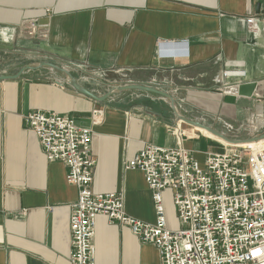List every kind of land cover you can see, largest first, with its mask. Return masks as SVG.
<instances>
[{"label": "crops", "instance_id": "1", "mask_svg": "<svg viewBox=\"0 0 264 264\" xmlns=\"http://www.w3.org/2000/svg\"><path fill=\"white\" fill-rule=\"evenodd\" d=\"M257 4L264 0H0V61L7 59L0 76L50 64L98 98L113 88L145 86L171 97L192 122L231 140L252 139L264 135V14L255 13ZM249 17L255 30L244 22ZM160 44L176 54L162 55ZM245 82L257 83L256 99L222 93ZM35 111L90 129L91 190L121 194L125 213L147 223L155 219L151 192L126 163L147 144L181 146L200 165L224 150L154 93L124 91L95 102L47 67L0 80V264H69L77 189L26 129L23 117ZM162 196L167 226L176 230L171 191ZM93 245L95 264H160L152 244L102 216Z\"/></svg>", "mask_w": 264, "mask_h": 264}, {"label": "built area", "instance_id": "2", "mask_svg": "<svg viewBox=\"0 0 264 264\" xmlns=\"http://www.w3.org/2000/svg\"><path fill=\"white\" fill-rule=\"evenodd\" d=\"M244 22L255 30L254 17ZM35 30L31 23L29 35ZM165 46L171 47L160 44L162 55L176 54ZM181 51L186 53L185 48ZM23 123L37 138L45 159L62 163L66 181L77 189V201L70 206L69 264H95L97 216L109 225L128 228L141 243L152 244L160 264H264V138L252 147L223 143L224 150L208 154L203 165L181 146L145 145L125 170L141 172L151 192L155 219L147 223L125 213L121 194L91 190L90 129L77 127L69 116L42 111L26 114ZM166 190L171 191L176 230L167 226L162 196Z\"/></svg>", "mask_w": 264, "mask_h": 264}, {"label": "water", "instance_id": "3", "mask_svg": "<svg viewBox=\"0 0 264 264\" xmlns=\"http://www.w3.org/2000/svg\"><path fill=\"white\" fill-rule=\"evenodd\" d=\"M255 13L259 14L262 13L264 14V6H262L261 4H257L256 8H255ZM38 67H47L50 68L58 73H60L64 79L65 82L72 87L73 89H75L76 91H78L79 93L91 98L92 100H94L95 102H102L110 97H112L113 95L120 93V92H124V91H145V92H149V93H154L157 95H160L162 97H165L168 99L169 103L172 106L173 111L175 112V114L177 115V118H179L180 120H182L183 122L187 123V124H191L194 127H197L201 130H205L208 133H210L213 137L221 140L222 142H224L225 144H229V145H237L240 143H250V142H255L257 140L263 139L264 135H261L259 137H255L252 139H248V140H243V141H236V140H231L228 139L227 137L223 136L222 134H220L219 132L211 129L210 127L201 125L200 123H196V122H192L188 119H186L185 117L181 116L180 113L178 112V108L177 105L175 103V101L169 97L166 94H163L159 91H156L152 88L149 87H145V86H138V85H128V86H124V87H120V88H113L111 89L109 92H107L104 96L102 97H96L94 95H92L91 93H89L88 91H86L85 89H83L81 86H79L76 81L74 80V78L72 77V75L64 69H61L59 67H56L54 65H50V64H35V65H31V66H26L20 69V71L13 77H4V76H0V80H5L8 78H18L22 73H24L25 71H28L30 69H35ZM257 87V83L256 82H245V83H240L237 85H233V86H226L222 89V93L224 95H231V96H236V97H244V98H248V99H256V95H255V90Z\"/></svg>", "mask_w": 264, "mask_h": 264}, {"label": "bare ground", "instance_id": "4", "mask_svg": "<svg viewBox=\"0 0 264 264\" xmlns=\"http://www.w3.org/2000/svg\"><path fill=\"white\" fill-rule=\"evenodd\" d=\"M181 122H183V121H181ZM185 123V122H184ZM199 129V128H198ZM201 131H203V132H205L204 134L205 135H207L208 137H210V138H213V139H216V140H218V141H221V140H219V139H217V138H215V137H213L210 133H208L207 131H205V130H201ZM222 142V141H221ZM224 143V142H223ZM227 144V143H226ZM238 145V144H237ZM239 145H242V146H245V147H252L253 146V142H250V143H240Z\"/></svg>", "mask_w": 264, "mask_h": 264}, {"label": "rangeland", "instance_id": "5", "mask_svg": "<svg viewBox=\"0 0 264 264\" xmlns=\"http://www.w3.org/2000/svg\"><path fill=\"white\" fill-rule=\"evenodd\" d=\"M3 45H4V44H3ZM3 45L0 43V50H2V51H3V48H4ZM0 60H1V58H0ZM6 62H7V59L3 58V61H0V65H5ZM217 141H218V140H217ZM219 143L222 144L221 141H219ZM223 147H224V146H223Z\"/></svg>", "mask_w": 264, "mask_h": 264}]
</instances>
